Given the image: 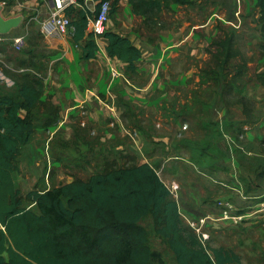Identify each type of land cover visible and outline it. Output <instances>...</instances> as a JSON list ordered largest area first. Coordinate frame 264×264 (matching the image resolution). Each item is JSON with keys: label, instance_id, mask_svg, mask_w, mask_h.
<instances>
[{"label": "crops", "instance_id": "0c3cea01", "mask_svg": "<svg viewBox=\"0 0 264 264\" xmlns=\"http://www.w3.org/2000/svg\"><path fill=\"white\" fill-rule=\"evenodd\" d=\"M187 6L192 5L171 4L167 11ZM3 7L6 19L21 15L24 20L0 36V61L22 72L25 68L16 70L17 58L28 64L33 60L44 75L42 101L59 108L58 121L47 129L37 128L18 158V168L31 171L33 179L39 177L35 184L41 179L47 184L44 191L111 165L149 164L168 188L179 187L178 197H173L181 217L191 221L208 215L218 218L227 203L242 210L264 197V86L258 96L248 92L247 111L236 91L244 76L209 75L217 64L206 57L207 38L201 40L197 30L211 21L191 27L186 16L184 23L166 27L161 24L166 10L155 24L146 15H136L129 0H121L107 31L129 38L143 54L136 73L127 74L125 63L108 56L104 38L97 40V58L84 61L71 30L66 35L52 33L51 0H14L13 7ZM20 36L26 37L24 49L31 51L25 56L11 48L10 42L13 45ZM112 72L119 76L113 78ZM226 80H236L232 91L226 90ZM219 82L222 89L216 86ZM94 95L114 103L117 112L111 113ZM238 134L244 139L232 153L225 136ZM15 177L16 173L20 189ZM210 225V232L230 226ZM233 230L238 244L234 252L264 264V218Z\"/></svg>", "mask_w": 264, "mask_h": 264}, {"label": "trees", "instance_id": "16d2710c", "mask_svg": "<svg viewBox=\"0 0 264 264\" xmlns=\"http://www.w3.org/2000/svg\"><path fill=\"white\" fill-rule=\"evenodd\" d=\"M76 1L78 7L66 11L72 20V42L80 48L82 59L90 61L97 58L99 46L89 31V21L98 13L89 10L87 0ZM93 1L110 2L111 18L119 12L121 0ZM129 1L136 15H146L155 24L159 13L171 4L194 5L193 0ZM0 2L13 4L11 0ZM256 7L264 50V0H256ZM102 38L108 56L125 63L127 74H135L142 50L113 32L107 31ZM233 41L227 33L216 42L213 59L217 68L210 69V76L223 75L238 57ZM28 53L31 51L25 49L20 54ZM17 59L16 70H25L12 75L14 88L9 90L0 83V264H153L150 232L141 225L148 217L153 220V233L166 244L176 264H243L233 250L208 247L185 225L177 201L149 164L111 165L88 178L23 195L14 181L20 151L37 128L47 129L58 121L59 108L42 101L45 83L41 69L33 60L28 64ZM246 69L240 64L235 76H243ZM235 81L226 80V90L232 91ZM258 82L264 86V62ZM241 102L248 111L245 99ZM240 136L244 135H231L238 146ZM25 201L33 207H24Z\"/></svg>", "mask_w": 264, "mask_h": 264}, {"label": "rangeland", "instance_id": "374dc122", "mask_svg": "<svg viewBox=\"0 0 264 264\" xmlns=\"http://www.w3.org/2000/svg\"><path fill=\"white\" fill-rule=\"evenodd\" d=\"M194 5L187 7H176L172 11H167L163 13L161 24L162 26L170 27L173 23L180 24L184 23L185 17H189L187 21L190 26L200 27L202 23L210 22L211 24L206 29L197 30V34L201 40L206 41L207 38V58L211 59V63H214L213 54L216 51V42L225 38L228 33L233 38V48L239 51L238 57H236L231 63L227 71L223 75L233 74L237 72V67L244 63L247 67L244 78L241 83V89H236L240 93L241 98L247 100L248 104L250 101L246 99L248 97V92H256L255 96H258L259 88L262 87L258 83V74L263 72V62H264V50L261 48V23L259 22L260 11L256 7V0H193ZM11 2H13L11 0ZM13 7V4L10 5ZM23 13L29 14L23 8L20 9ZM113 20V19H112ZM111 20V21H112ZM207 31L209 33H207ZM11 43V48L13 53L17 55L16 52L23 53L25 49L17 51ZM202 44V43H199ZM22 56V54H20ZM0 59L3 57L0 55ZM7 64V65H6ZM212 64L209 66L211 67ZM207 66V67H208ZM12 68V69H11ZM13 66L6 61H0V83L5 84L7 89L12 90L14 88ZM218 71V69H217ZM10 73L11 75H7ZM221 73L222 79L224 76ZM214 77V75H213ZM2 79V80H1ZM216 85V84H215ZM222 89L223 85H216ZM264 91V88H263ZM71 153H74V146L69 148ZM87 149V146L83 147V150ZM21 166V165H20ZM117 166H123L119 164ZM30 172L23 171L20 167L16 172V182L21 189L23 195L27 194L29 191L38 189L44 191L47 188V184H43L42 179L35 184V180L39 177L31 178ZM55 173H57L55 171ZM53 174V173H52ZM89 173H87L88 175ZM44 175V173H43ZM55 175V174H54ZM81 175H86L82 173ZM53 177H51V180ZM39 185V186H38ZM24 207H33L31 203L24 202ZM185 225L189 228L185 218ZM141 225L145 227L150 232V243L153 248L154 258L153 264H176L172 253L168 250L166 244L158 238L153 233V220L151 217L146 218L141 222ZM210 225V224H209ZM211 226V225H210ZM238 227V226H236ZM208 226L207 233L209 234V239L205 241V244L210 248H226L230 250H236L237 240L234 237L235 226L223 225L214 231L210 232ZM244 236H248L249 233L245 232ZM243 264H260L256 260H252L248 257H242ZM263 264V263H261Z\"/></svg>", "mask_w": 264, "mask_h": 264}, {"label": "built area", "instance_id": "2783aa9c", "mask_svg": "<svg viewBox=\"0 0 264 264\" xmlns=\"http://www.w3.org/2000/svg\"><path fill=\"white\" fill-rule=\"evenodd\" d=\"M88 1V0H87ZM53 4L50 25L52 28V33L58 35H66L71 30L72 20L66 15L68 8L74 6L78 7L76 0H51ZM3 6L5 3L2 4ZM111 3L106 1L102 3H96L94 12L97 11V15L89 21V31L93 33L97 40L102 38V36L107 32V26L111 20L110 17ZM13 45L17 51L23 50L26 46V37L20 36L17 37ZM119 75L115 72H112V77L117 78ZM122 78L127 82L128 80L122 76ZM97 98V101L102 104L107 110L111 113H116V105L112 102H107L98 95H94ZM132 137L133 134L131 135ZM229 148L233 153L234 149L240 148L236 145L234 139L230 135L225 136ZM240 139H244V136H240ZM171 194L174 197H178L179 187L176 184H172L169 188ZM220 216L214 218L212 216H205L197 221H191L186 219L189 228L195 232L201 240L205 243L210 237L207 233V228L209 224L213 222H226L231 226H240L246 224L247 222L255 218H264V197L259 198L256 202L251 203L248 206L243 207L242 210L237 209L234 205L227 203L222 205Z\"/></svg>", "mask_w": 264, "mask_h": 264}, {"label": "water", "instance_id": "95a60500", "mask_svg": "<svg viewBox=\"0 0 264 264\" xmlns=\"http://www.w3.org/2000/svg\"><path fill=\"white\" fill-rule=\"evenodd\" d=\"M94 4L95 2L93 0L87 1V6L92 12H94L93 9ZM3 11H4L3 5H0V36L9 34L13 29L18 28L24 20V17L21 15L6 19L4 17Z\"/></svg>", "mask_w": 264, "mask_h": 264}]
</instances>
